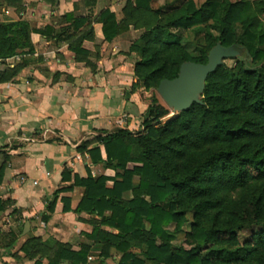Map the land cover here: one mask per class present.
<instances>
[{"label": "trees", "instance_id": "obj_1", "mask_svg": "<svg viewBox=\"0 0 264 264\" xmlns=\"http://www.w3.org/2000/svg\"><path fill=\"white\" fill-rule=\"evenodd\" d=\"M152 1L127 0L125 9L128 25L144 29L130 48L138 57L136 87L154 90L174 80L183 64L206 65L207 49L218 46L241 60L209 75L199 103L187 112L162 123L169 113L153 98L143 131L117 130L97 139L105 159L95 147L87 151L91 162L115 174L94 177L86 169L85 178L74 176L70 188L56 191L49 212L57 194L79 187L75 212L95 220L78 252L48 243L58 257L49 264H87L91 249L98 250L94 264H264V28L256 7L247 0L200 6L176 0L153 9ZM99 21L106 41L127 30L108 10ZM85 22L75 20V30ZM194 28L206 47L191 49L178 32ZM26 50L32 51L27 24H0V60ZM70 175L64 172L62 181ZM61 200L69 211L70 200ZM244 231L251 235L240 242ZM178 234L189 248L173 244ZM35 248L42 246L31 239L21 249L28 254ZM134 248L142 249L140 256Z\"/></svg>", "mask_w": 264, "mask_h": 264}, {"label": "crops", "instance_id": "obj_2", "mask_svg": "<svg viewBox=\"0 0 264 264\" xmlns=\"http://www.w3.org/2000/svg\"><path fill=\"white\" fill-rule=\"evenodd\" d=\"M127 5V0H0V24H27L32 44L31 52L0 60V264H49L58 257L48 243L74 252L87 244L84 234L95 218L75 212L83 189L57 194L53 212L48 205L58 189L73 185L74 176L85 178L86 169L94 177L114 176L87 154L99 147L105 159L99 137L142 129L149 104L147 93L136 87L138 57L130 48L143 30L126 22ZM106 10L127 26L111 41L104 39L99 21ZM78 19L86 22L75 30ZM64 172L71 174L65 182ZM62 197L70 200L67 212ZM31 239L42 248L27 254L21 248ZM97 255L91 249L87 264Z\"/></svg>", "mask_w": 264, "mask_h": 264}, {"label": "water", "instance_id": "obj_3", "mask_svg": "<svg viewBox=\"0 0 264 264\" xmlns=\"http://www.w3.org/2000/svg\"><path fill=\"white\" fill-rule=\"evenodd\" d=\"M226 52L230 49L216 47L211 53L206 65L183 64L178 76L174 80H164L158 85L156 91L162 100L179 113L187 112L194 104H198L205 82L209 75L220 67L219 59L229 57ZM29 224L26 223L24 232H28Z\"/></svg>", "mask_w": 264, "mask_h": 264}, {"label": "rangeland", "instance_id": "obj_4", "mask_svg": "<svg viewBox=\"0 0 264 264\" xmlns=\"http://www.w3.org/2000/svg\"><path fill=\"white\" fill-rule=\"evenodd\" d=\"M185 1H188V0H185ZM193 1V3L197 6H200L201 4H203L206 0H191ZM231 2H239V1H242V0H230ZM249 1L252 5H254L256 8H255V12L257 14V17L259 19V22L261 23V25L263 26L264 28V12H259L261 11V9L264 7V3H262V1L264 0H247ZM176 3V0H153L152 2V8L153 9H161V8H164L168 5H172V4H175ZM140 25H142V20H138ZM195 29H183V30H179V34L183 37L184 41L186 42H189L191 44L190 48L193 49L195 46L199 45V46H203V47H206V43L204 42V36L202 34H197L195 32ZM144 30V29H142ZM141 30V31H142ZM237 32L239 33L240 30L239 28L237 29ZM263 50H264V46H263ZM215 51V48L209 50L207 49V63H208V60H209V57L211 55L212 52ZM229 57H226V58H222V59H219V62H220V66H225L226 68H233L236 64V61L238 60H241V56L239 55H233L232 52H226ZM206 63V64H207ZM147 94V98L146 100L148 101V104L151 103V100L153 98H155L159 105L164 107L165 109H167L168 111V116H166L165 118H163L161 121L162 123H165L167 122L169 119H172L173 117H176L177 115H179V112L176 111L175 109L173 108H170L163 100L162 98L159 96V94L157 93L156 89H152L150 91H145ZM137 131H140V130H137ZM137 181V180H136ZM132 197L131 193L129 194H126L124 195V199L125 200H128ZM251 235V231H244V232H241L238 236L239 238V241L240 242H243L247 239H249ZM176 240L173 242V244L175 246H183L185 248H189L188 245L185 244V240H184V235L183 234H178L176 236ZM132 251L136 254H138L139 256L141 255L142 253V249H132ZM119 259V255L117 256L116 260Z\"/></svg>", "mask_w": 264, "mask_h": 264}, {"label": "built area", "instance_id": "obj_5", "mask_svg": "<svg viewBox=\"0 0 264 264\" xmlns=\"http://www.w3.org/2000/svg\"><path fill=\"white\" fill-rule=\"evenodd\" d=\"M140 131H143V128Z\"/></svg>", "mask_w": 264, "mask_h": 264}]
</instances>
